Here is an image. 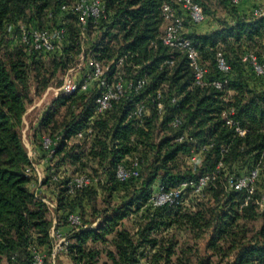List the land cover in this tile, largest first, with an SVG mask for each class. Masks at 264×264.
I'll use <instances>...</instances> for the list:
<instances>
[{"label": "trees", "instance_id": "16d2710c", "mask_svg": "<svg viewBox=\"0 0 264 264\" xmlns=\"http://www.w3.org/2000/svg\"><path fill=\"white\" fill-rule=\"evenodd\" d=\"M74 1L0 0V264H30L34 251L51 259L52 231L57 228L52 209L66 226L69 214L81 218L80 228H71L63 253L70 264H99L102 255L100 264H136L142 258L150 264H264V207L255 203L264 194V75L257 76L241 61L248 53L260 60L264 55V0L238 5L192 0L203 11L200 24L192 23L175 0H104L106 18L88 24L86 34L96 31L99 36L85 54L104 64L124 57L119 76L133 83L144 79L146 85L126 93L102 115L94 112L98 91L93 86L53 102L55 108H65L60 121L55 119L57 109L44 112L38 139L48 175L41 183L58 190L56 207L50 208L34 192L37 174L21 128L32 96H41L83 51L77 16L59 10ZM164 3L173 4L183 17L184 36L207 69L205 80L227 79L224 91L195 85L186 55L161 43ZM213 4L225 10L223 18L211 11ZM51 11L54 26L65 30L55 52L29 54L17 39L9 38V25L13 35L19 24L40 28ZM255 11L262 14L257 17ZM218 51L230 67L227 75L217 69ZM157 93L161 112L155 108ZM140 103L147 113L136 118L132 114ZM227 107L234 108L233 119L245 135L225 124L221 113ZM174 118L181 120L178 129L170 127ZM80 132L82 138L77 137ZM180 135L183 142L176 141ZM44 136L52 141L60 137L49 159L41 147ZM192 154L197 163L190 161ZM132 158L140 161L139 177L117 181V166ZM255 167L256 190L244 204L247 193L228 190L227 181ZM80 175L94 179L95 186L91 182L68 193L67 183ZM206 175L212 178L199 194L191 188L183 191L181 206L150 204L159 185L175 189ZM97 196L101 210L95 206ZM190 196L205 201L193 204L194 210L184 209L185 199L194 202ZM251 221H261L259 229H249ZM179 234L196 241L206 236L204 248L179 245Z\"/></svg>", "mask_w": 264, "mask_h": 264}, {"label": "built area", "instance_id": "2783aa9c", "mask_svg": "<svg viewBox=\"0 0 264 264\" xmlns=\"http://www.w3.org/2000/svg\"><path fill=\"white\" fill-rule=\"evenodd\" d=\"M233 5H238L242 0H228ZM174 5H178L185 13L190 21L194 24H200L204 21L205 17L202 9L192 0H175ZM174 5L171 3H164L161 7V16L163 19V30L160 36L161 43L173 50H176L186 55L188 66L193 73V83L195 85L204 86L208 85L215 90L224 91L228 81L227 79H213L210 81L205 80L207 69L201 62L200 55L197 49L193 46L192 42L184 36L183 29V17L177 15ZM59 10L62 12H68L77 16L78 26L80 27L82 34L85 33L88 24L91 21H97L99 19L106 18V6L104 0H75L70 5H61ZM261 11H255V16H260ZM53 17V12H49L48 18ZM14 27L9 25L7 32L10 34V39H17L18 43L24 47L27 53H52L55 52L62 44L65 38V30L63 28H36L26 24H19L16 29L15 35L12 34ZM84 65L85 81H75L66 75L62 79L61 86L54 90V101L61 97H70L80 92H85L90 86H93L98 92L95 99L94 112L96 115H102L108 112L112 108V104L118 101L126 93L131 91H140L146 85L144 79H139L136 82L126 81L119 76L116 72L123 63L124 57H120L116 62H110L104 64L93 58L87 57L83 52L79 57ZM243 63H249L257 76L264 75V55L260 60L256 54L248 53L241 58ZM215 62L217 69L224 75H227L230 71V67L224 57L222 51H218L215 55ZM172 64V62H170ZM49 89V88H48ZM171 103H175V99L171 100ZM155 108L158 112L163 109V103L161 95L157 93L155 98ZM147 113V108L143 103H140L133 111V116L141 118ZM235 110L232 107H227L225 111L221 113V117L224 119L225 124L230 127H234L235 132L239 136H243L247 133L246 130L240 129L233 119ZM181 126V120L174 118L170 122L172 129H178ZM264 131V129H263ZM91 130L88 129L86 134L89 135ZM84 133L77 134L78 138H82ZM60 137H56L55 141H52L49 137L41 138V147L46 152L47 158H51L54 153V146ZM184 137L178 136L177 142H183ZM192 163H197V157L192 154L190 157ZM140 174V161L138 158H132L127 163H121L117 166L115 177L119 182H126L130 179H137ZM259 168L255 167L243 176H230L227 181L228 190L230 191H245L248 199L255 193V183L258 178ZM211 176H202L196 183H182L175 189H166L165 186L159 185L156 191L150 198V204L156 207H170L175 208L182 205L183 191L186 188H191L194 193L199 194L203 187L210 181ZM52 180L55 177L52 176ZM90 177L86 175L75 176L66 185L68 193L72 194L77 190H81L91 184ZM256 205L260 208L264 207V194L257 200ZM53 208V205H49ZM66 223L72 229H78L81 226V218L77 214H69ZM52 235L55 238V244L52 249V257L57 253H65L69 241L67 237L59 235L54 230ZM46 254L42 251H34L30 264H45ZM136 264H150L148 260L142 258L136 262Z\"/></svg>", "mask_w": 264, "mask_h": 264}, {"label": "rangeland", "instance_id": "374dc122", "mask_svg": "<svg viewBox=\"0 0 264 264\" xmlns=\"http://www.w3.org/2000/svg\"><path fill=\"white\" fill-rule=\"evenodd\" d=\"M211 11L218 18H223L224 13H225L224 9H222L221 7L214 5V4L211 5ZM54 25H55V21H54L53 17H51V18L46 17L41 21V27L42 28H47V27L54 28L55 27ZM79 33L80 34H79L78 40L80 42L81 47L83 48L82 52L84 53V55H86L85 51L87 50L88 46H90V44L93 41H95V39L99 36V34L96 31L92 32L91 34H86V32L84 34H82L81 30ZM84 69H85L84 65L82 64L80 58H76L74 60V62L71 63V66H68L62 72H58V74H57L58 78L53 80L52 85L41 96H39V97L34 96V95L32 96V100H31L29 107L33 106L37 103H39V104H38V107H36V109L32 111V113L30 114V117H28V119L26 120V123L28 125H26V124L23 125V128L21 129V138H22L23 144H24V146L28 152V155H30L29 157L31 158L34 165H38L39 158L38 157L33 158L32 150L30 149L31 141H33V143L36 145V147H38V148L40 147V143H39V139H38L39 135H38L37 129H35L33 126L34 123H36L39 120V117H40L42 111H44L45 109H48V108L50 109V111H52L53 109H57L55 119H57L58 121H60L62 119V117L65 114V108L64 107H61V108H57V107L55 108L54 107L53 92L55 89H57L61 86V83L59 85L57 83L59 81H61L66 75H68L71 79H73L75 81H85L86 78L84 76ZM85 147H86V145H85ZM47 170H48V167H46L43 170L46 173V175L43 176V174H42L41 177L37 176V183L39 180L45 181L44 179L48 175ZM48 184H50V183H47V185ZM92 185L95 186L94 179H92ZM190 198L194 202H190V199H185L184 204H183L185 207L184 209L194 210L196 207H194L193 204L198 203L199 201L200 202L205 201L203 199L192 198L191 196H190ZM95 206L99 210L103 209V205H102L100 196H97ZM52 216H53V209L51 211V217ZM96 223H97V221H95L92 226H94ZM124 226L126 228H130V223L128 221H124ZM260 226H261V221H251V222L247 223V227L251 230H257V229H259ZM179 235L177 236V240H178L179 245H187V244L188 245H195V244H197V246L201 250L205 246V243H206L205 237L206 236H204V237H202L196 241L192 238V236H190L188 234H183L180 236ZM54 259L56 261L55 264H67L66 260L64 259V255L61 253H57L55 255ZM104 260H105V256L102 255L100 263L103 262ZM45 264H51L48 257L45 260Z\"/></svg>", "mask_w": 264, "mask_h": 264}, {"label": "crops", "instance_id": "0c3cea01", "mask_svg": "<svg viewBox=\"0 0 264 264\" xmlns=\"http://www.w3.org/2000/svg\"><path fill=\"white\" fill-rule=\"evenodd\" d=\"M38 104L39 103H37V104H35L33 106H30L27 109V111H26V113H25V115L23 117L22 128H23V125L24 124L28 125L26 123V120L28 119V117H30V114L32 113V111L35 110L36 107H38ZM46 110L47 109H45L44 111H42V113L44 114V112ZM42 113H41V115L39 117V120L36 123H34V125H33L34 128L37 129V132H38L40 120H41V118L43 116ZM30 149L32 150L33 158H36V157L39 158L38 165H34L33 164L37 176L41 177L42 174H43V176L46 175V173L43 170L46 167H48L47 161L45 160V158L43 159V157L41 156V153L39 151V148L36 147V145L33 143V141H31ZM34 192L39 197H41L44 201H46L49 205H53V207H56V201H57V195H58V190H57V187L56 186L42 184L41 181L39 180L38 183H36L35 186H34ZM57 216H58V214L55 215L53 213L52 221H53V224L54 225H57V228L54 231L57 232L61 236L68 237L70 235V233H71L70 232L71 231V227L66 226V225H63L61 222H59ZM61 254H63V253H61ZM64 259L66 260V263L67 264H70L69 260L67 259V257L65 255H64ZM49 261H50L51 264H55V262H56L55 259H54V257H51V259Z\"/></svg>", "mask_w": 264, "mask_h": 264}]
</instances>
